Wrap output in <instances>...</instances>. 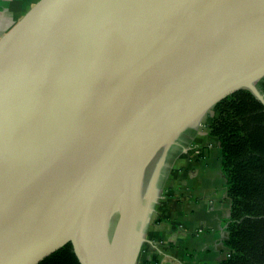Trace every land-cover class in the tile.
Here are the masks:
<instances>
[{
    "label": "water",
    "instance_id": "water-1",
    "mask_svg": "<svg viewBox=\"0 0 264 264\" xmlns=\"http://www.w3.org/2000/svg\"><path fill=\"white\" fill-rule=\"evenodd\" d=\"M263 77L264 0H39L0 39V264H134L206 112Z\"/></svg>",
    "mask_w": 264,
    "mask_h": 264
},
{
    "label": "crops",
    "instance_id": "crops-1",
    "mask_svg": "<svg viewBox=\"0 0 264 264\" xmlns=\"http://www.w3.org/2000/svg\"><path fill=\"white\" fill-rule=\"evenodd\" d=\"M38 1L0 0V39ZM211 115L175 159L134 264H217L228 255L231 202Z\"/></svg>",
    "mask_w": 264,
    "mask_h": 264
},
{
    "label": "trees",
    "instance_id": "trees-1",
    "mask_svg": "<svg viewBox=\"0 0 264 264\" xmlns=\"http://www.w3.org/2000/svg\"><path fill=\"white\" fill-rule=\"evenodd\" d=\"M264 94V77L257 82ZM211 115V114H210ZM210 135L219 142L231 202L228 255L217 264H264V104L241 88L212 107ZM39 264H81L72 243Z\"/></svg>",
    "mask_w": 264,
    "mask_h": 264
},
{
    "label": "rangeland",
    "instance_id": "rangeland-1",
    "mask_svg": "<svg viewBox=\"0 0 264 264\" xmlns=\"http://www.w3.org/2000/svg\"><path fill=\"white\" fill-rule=\"evenodd\" d=\"M211 113H212V109L210 108V109L206 112V114L204 115V116H205V119L203 120L202 125L200 126V129H201V130L205 127L204 121H205V120H208V118H209V116H210ZM192 140H193V139H192ZM193 144H194L193 141H191L188 145H193Z\"/></svg>",
    "mask_w": 264,
    "mask_h": 264
},
{
    "label": "flooded vegetation",
    "instance_id": "flooded-vegetation-1",
    "mask_svg": "<svg viewBox=\"0 0 264 264\" xmlns=\"http://www.w3.org/2000/svg\"><path fill=\"white\" fill-rule=\"evenodd\" d=\"M180 140H181V139H180ZM180 140H178L179 143L183 140V138H182L181 141H180ZM178 142H177V143H178ZM179 143H178V144H179ZM170 148H172V146L169 145V147L165 148L166 150H164V149L162 150V151H163V153H162V155H163L162 158L165 157V154H164V153H165L168 149H170ZM162 158H161L160 160H162Z\"/></svg>",
    "mask_w": 264,
    "mask_h": 264
}]
</instances>
